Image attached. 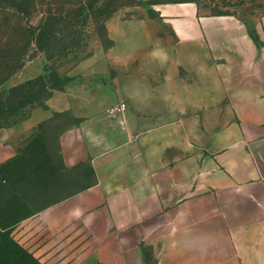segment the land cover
<instances>
[{
  "label": "crops",
  "instance_id": "1",
  "mask_svg": "<svg viewBox=\"0 0 264 264\" xmlns=\"http://www.w3.org/2000/svg\"><path fill=\"white\" fill-rule=\"evenodd\" d=\"M133 6L79 79L0 128V231L41 264H264V0ZM67 111L50 196L18 134Z\"/></svg>",
  "mask_w": 264,
  "mask_h": 264
},
{
  "label": "rangeland",
  "instance_id": "2",
  "mask_svg": "<svg viewBox=\"0 0 264 264\" xmlns=\"http://www.w3.org/2000/svg\"><path fill=\"white\" fill-rule=\"evenodd\" d=\"M145 1L165 2L164 0H26L31 10L26 16L16 9V0H8V2L0 0V96L4 98L10 95L15 103L21 100L28 101V105L19 117L29 118L32 111L41 107L40 103H46L50 98L48 95L53 94L57 89L48 88L47 93H41L38 88H31V85L22 88L20 85L28 80H36L40 75H44L47 80L52 71L62 78L79 79L90 57L94 56L96 51L106 50L114 44L111 37L113 27L119 31L120 23L127 25L130 14L142 11L140 6L135 7L133 4L138 5ZM196 2L200 4L202 13L213 15L226 9L236 12L234 5L238 0H196ZM22 24L43 27L41 44L43 43L44 49L38 48L36 37L32 39L28 48L22 47L20 42L27 35ZM72 40H78V43L74 44ZM21 55L24 57L22 67L7 76L9 71L7 63L10 68H13L15 63L14 60L9 62L7 58L17 59ZM14 87L17 88L16 92L12 91ZM36 93L40 96L31 101L34 96L36 97ZM30 101L35 107L31 106L33 104ZM74 122L75 118L71 112H55L48 119L18 134L20 154L26 160L31 159L35 162L43 155L49 162L50 196L57 194L54 178L55 164L60 160L59 137L61 132ZM37 148H42L43 154L34 152ZM64 187L67 193V182Z\"/></svg>",
  "mask_w": 264,
  "mask_h": 264
},
{
  "label": "trees",
  "instance_id": "3",
  "mask_svg": "<svg viewBox=\"0 0 264 264\" xmlns=\"http://www.w3.org/2000/svg\"><path fill=\"white\" fill-rule=\"evenodd\" d=\"M17 4H15L16 9L23 13V15H29L30 8L27 6L26 0H16ZM165 2H177V1H184V0H164ZM196 1V0H192ZM244 0H238V3H242ZM8 2V0H7ZM232 13L229 9H226L224 11H219L218 13L214 14H230ZM19 25V24H17ZM23 25V24H22ZM20 26V25H19ZM24 32L27 34L24 39L20 42L22 47L28 48L30 44L32 43V39L36 37L37 46L38 48H43L44 45L42 42L44 29L43 27L38 26H32V25H23ZM23 29V28H22ZM36 31L38 33L36 34ZM31 36V37H30ZM30 37V38H29ZM73 41V40H72ZM74 44L78 43V40L73 41ZM26 50V49H25ZM23 58L21 57H9L8 61H15L13 68H10L9 63H7V66L9 67L8 75L10 76L12 73L16 72L20 67L23 65ZM50 78L45 80L44 75H40L36 80H28L20 85V87H26L28 85H31V88H38L39 92L41 93H47L48 88L49 89H62L61 86L72 80L73 77H60L55 71H52L50 74ZM49 77V76H47ZM54 77V79H53ZM49 84V85H48ZM17 88H12L13 92H16ZM35 89V90H36ZM52 94H49L48 97H50ZM40 96L39 93H36V97L34 96L31 101H34V99H37ZM12 96L8 95L6 97L0 96V128L8 127L13 124H18L22 122L23 120L27 119V117H19L23 109L28 105L25 100H21L19 103H15L11 99ZM30 101V102H31ZM31 106L35 107V104L31 102ZM42 108H47L46 103H40ZM0 264H41L31 253L26 251L23 247L20 246V244L13 239V237L10 235L8 230L0 231ZM151 264V263H150Z\"/></svg>",
  "mask_w": 264,
  "mask_h": 264
},
{
  "label": "built area",
  "instance_id": "4",
  "mask_svg": "<svg viewBox=\"0 0 264 264\" xmlns=\"http://www.w3.org/2000/svg\"><path fill=\"white\" fill-rule=\"evenodd\" d=\"M125 109H126V103L119 102V103H115L107 107L106 111L109 115L116 117V116L123 114Z\"/></svg>",
  "mask_w": 264,
  "mask_h": 264
}]
</instances>
